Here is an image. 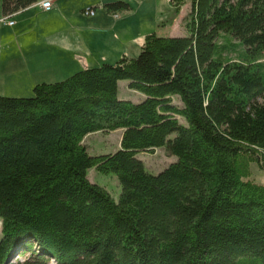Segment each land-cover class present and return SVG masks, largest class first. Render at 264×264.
Segmentation results:
<instances>
[{
	"label": "trees",
	"instance_id": "obj_1",
	"mask_svg": "<svg viewBox=\"0 0 264 264\" xmlns=\"http://www.w3.org/2000/svg\"><path fill=\"white\" fill-rule=\"evenodd\" d=\"M38 1L0 0V16ZM171 1L191 4L188 36L0 95V264H264V0ZM119 129L118 150L88 151ZM161 147L177 160L150 173L138 153ZM90 168L118 176L119 200Z\"/></svg>",
	"mask_w": 264,
	"mask_h": 264
},
{
	"label": "crops",
	"instance_id": "obj_2",
	"mask_svg": "<svg viewBox=\"0 0 264 264\" xmlns=\"http://www.w3.org/2000/svg\"><path fill=\"white\" fill-rule=\"evenodd\" d=\"M41 1L5 21L0 17V95L32 96L37 83L61 81L80 70L113 63L127 55L130 47L138 55L151 33H130L136 26V9L130 0L122 1L129 3L131 10L116 13L104 6L116 0H54L48 11L40 6ZM183 7L191 8V4ZM90 8L95 15L84 13Z\"/></svg>",
	"mask_w": 264,
	"mask_h": 264
},
{
	"label": "rangeland",
	"instance_id": "obj_3",
	"mask_svg": "<svg viewBox=\"0 0 264 264\" xmlns=\"http://www.w3.org/2000/svg\"><path fill=\"white\" fill-rule=\"evenodd\" d=\"M130 2L136 9L134 16L136 26L130 29L131 34L134 32L139 33L141 31L150 30L148 31L149 33L156 32L159 36L174 37L189 35V30L186 27V24L189 20L188 14L191 8L183 7V9L178 12L176 7L173 6L169 0H130ZM151 19H154L156 22H152ZM180 21L181 23L179 25ZM122 56H124V54ZM127 56L136 57V49L130 47ZM120 58L114 59L113 62L115 63ZM127 83L128 80H121L119 82V96L121 98L131 99L135 102L140 101L137 93L128 90ZM122 135L123 130L121 129L111 132H95L89 134L85 138V145L91 154L115 152L121 146ZM174 135L175 134H172L171 137ZM138 157L144 161L147 171L153 174L160 173L170 163L177 160L176 156L170 155L165 147L158 148L153 152H140L138 153ZM251 168L252 179L264 185V170H262L257 164H253ZM88 176L92 182L106 188L116 200H119L121 195V185L116 174L103 173L96 168H90L88 170ZM2 225V220L0 219V235L2 232ZM29 255L30 252H27V254L20 257V259L15 256L8 264H24V262L29 259ZM17 260H21V263ZM52 263L55 262L52 261Z\"/></svg>",
	"mask_w": 264,
	"mask_h": 264
},
{
	"label": "built area",
	"instance_id": "obj_4",
	"mask_svg": "<svg viewBox=\"0 0 264 264\" xmlns=\"http://www.w3.org/2000/svg\"><path fill=\"white\" fill-rule=\"evenodd\" d=\"M53 3H54V0H43V1H41L40 2V6L44 9V10H51L52 9V7H53ZM84 13L86 14V15H89V16H92V15H95V11L93 10V9H86L85 11H84ZM8 17L9 16H7V17H4V18H2L1 20L3 21H5V20H7L8 19ZM9 23L10 24H13V21H9Z\"/></svg>",
	"mask_w": 264,
	"mask_h": 264
}]
</instances>
